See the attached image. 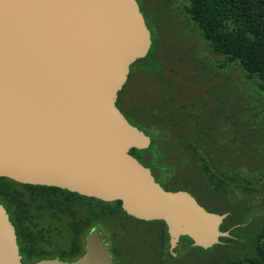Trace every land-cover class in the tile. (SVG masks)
Returning a JSON list of instances; mask_svg holds the SVG:
<instances>
[{
    "label": "water",
    "instance_id": "95a60500",
    "mask_svg": "<svg viewBox=\"0 0 264 264\" xmlns=\"http://www.w3.org/2000/svg\"><path fill=\"white\" fill-rule=\"evenodd\" d=\"M151 48L137 0H0V177L119 201L130 217L165 222L172 253L183 237L207 250L229 236L228 214L166 191L131 154L151 138L117 107ZM109 250L96 228L82 257L35 264H114ZM0 264H25L1 203Z\"/></svg>",
    "mask_w": 264,
    "mask_h": 264
},
{
    "label": "trees",
    "instance_id": "16d2710c",
    "mask_svg": "<svg viewBox=\"0 0 264 264\" xmlns=\"http://www.w3.org/2000/svg\"><path fill=\"white\" fill-rule=\"evenodd\" d=\"M139 2L152 35V48L131 70L141 61L156 63L163 28V21L150 0ZM185 14V19L197 27L214 55L238 62L247 77L256 76L261 81L264 91V0H190ZM164 81L166 85L145 105L123 107V91L119 94L117 107L121 113L131 125L151 138L148 149H133L131 154L151 170L166 191H187L208 211L210 203L224 200L226 208L218 214H228L221 231L229 232V236L221 238V243L232 240L238 235L234 234L236 231L255 221L246 203L264 193V168L259 171L238 169L230 160H223L219 145L213 142L210 146L208 142L211 132L202 119L204 114L197 112L190 102L180 100L169 79ZM189 167L192 177L187 174L182 182L176 183V178ZM0 203L16 229L25 264L44 259L71 262L82 257L88 235L99 228L102 220L124 215L136 222L148 223L128 216L119 201L103 202L60 188L24 185L1 177ZM47 218L58 222L68 219L71 238L67 247L53 249L50 239L58 228L45 224ZM156 222L163 227V241L170 247L165 222ZM183 241L193 244L188 237L181 238L180 243ZM254 246L253 257L226 264H264V224L256 233Z\"/></svg>",
    "mask_w": 264,
    "mask_h": 264
},
{
    "label": "rangeland",
    "instance_id": "374dc122",
    "mask_svg": "<svg viewBox=\"0 0 264 264\" xmlns=\"http://www.w3.org/2000/svg\"><path fill=\"white\" fill-rule=\"evenodd\" d=\"M150 4L163 21L156 63L141 61L131 70L122 90L121 105L147 104L166 85L164 79H169L178 98L190 102L192 107L195 105L197 112L204 114L202 119L211 132L208 142L210 146L213 142L219 145L223 160H230L238 169L262 170L264 91L261 81L256 76L247 77L238 62L211 52L197 27L185 19V7L190 5V0H150ZM191 171L190 167L185 168L176 183L182 182ZM248 201L246 204L251 207L250 215L256 217L255 221L236 231L234 234L238 235L234 239L207 250L183 241L172 253L163 241V227L156 221L140 223L119 215L98 225L109 244L114 264H226L255 255V236L264 224V193ZM209 205L208 209L214 213L226 208L224 200ZM67 222V218L62 222L46 219L45 224L58 228L50 239L53 249L69 245Z\"/></svg>",
    "mask_w": 264,
    "mask_h": 264
},
{
    "label": "flooded vegetation",
    "instance_id": "af4514ba",
    "mask_svg": "<svg viewBox=\"0 0 264 264\" xmlns=\"http://www.w3.org/2000/svg\"><path fill=\"white\" fill-rule=\"evenodd\" d=\"M138 1V3H139V6H141V4H140V2H139V0H137ZM130 73H131V71H130ZM129 80V79H128ZM86 241H87V239H86ZM20 250V249H19ZM85 251H86V247H85ZM109 253H110V251H109ZM111 255V254H110ZM114 261V260H113Z\"/></svg>",
    "mask_w": 264,
    "mask_h": 264
}]
</instances>
